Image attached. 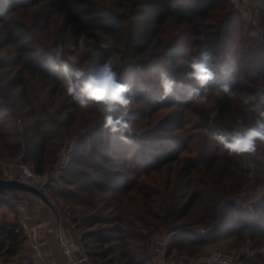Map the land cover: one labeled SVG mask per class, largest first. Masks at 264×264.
I'll return each instance as SVG.
<instances>
[{
	"label": "trees",
	"instance_id": "obj_1",
	"mask_svg": "<svg viewBox=\"0 0 264 264\" xmlns=\"http://www.w3.org/2000/svg\"><path fill=\"white\" fill-rule=\"evenodd\" d=\"M62 1V8L68 11L63 31L65 37L70 33L75 39L74 51L86 45L100 54L101 61L111 60L115 65L107 48L114 49L121 58L116 67L121 76L160 60L176 66L181 59L183 65L172 72L187 78L193 58L204 51L211 54L208 67L214 78L208 84L212 96H207V100L212 103L199 105L193 95L197 85L187 78L183 87L172 89V99L165 106H181L198 118L197 130H204V135L190 133L182 123H176L174 131L184 135L155 137L146 145L142 157L133 155L129 161L130 152L126 148L118 152L112 140L104 137L103 126L92 129L88 136L95 138L96 143L88 145V136L81 137L71 165L62 173L67 189L56 194L74 215L71 224L91 264H154L151 247L156 235L176 230L184 220L187 224L215 221L219 202L243 190L241 181L247 178L241 167L243 154L230 153L214 135L231 134L253 122L255 114L245 110L249 106L243 104V98L264 87V41L249 36L254 25L244 20L236 30L222 23L188 26L191 21L204 18L216 0H203L206 7L202 11L196 7L191 12L187 4L183 14L171 9V0H143L141 6L149 11L141 13L142 24L135 28L128 44L122 36L124 18L108 20L106 10L75 14L67 1ZM41 3L52 5L48 0H0V30L4 37L0 52L10 49L14 56L3 67L6 70L0 78L5 85L0 86V110L14 108V98L22 103L20 108L27 110L23 116L15 112L12 117L0 119V158L21 160L35 173L45 175L57 161L61 142L73 138L88 124L78 123L84 109L67 94L62 67L55 63L47 66L49 57L29 44L28 37L19 33L21 29L13 26L12 17L8 18ZM170 19L187 23L188 43H182L179 37L163 46L165 24ZM125 45L124 51H119ZM222 58L227 60L225 66L220 63ZM28 79H38L43 87L37 91ZM223 84L229 85L230 92L221 89ZM132 85L135 88L136 83ZM137 92L134 97L139 100L141 95ZM22 119L23 126L10 127ZM196 139L203 142V149L194 156L199 147ZM182 152H188L190 157H182ZM117 163L134 179L125 183L123 175L113 171ZM238 223L239 227H235ZM221 225L219 230L228 235L236 233L242 241L254 243L256 249L264 248V209L257 215L248 212L243 221L231 218ZM27 243L19 219L13 224L1 222L0 264L21 256ZM202 244L189 233H180L170 252L195 250ZM252 264H264V255L257 256Z\"/></svg>",
	"mask_w": 264,
	"mask_h": 264
},
{
	"label": "rangeland",
	"instance_id": "obj_2",
	"mask_svg": "<svg viewBox=\"0 0 264 264\" xmlns=\"http://www.w3.org/2000/svg\"><path fill=\"white\" fill-rule=\"evenodd\" d=\"M48 1L49 3H52L51 6H45L41 3L38 6H32L26 10H19L14 16H9L8 18L12 17L11 19H13V26H15L17 30L21 29L19 30V33L28 37L27 41L29 44L32 43L35 47H39L40 52L43 53V55L45 54L49 57L47 66L55 63L62 67L64 63H67L70 70H80L91 61L93 55L91 47L82 45L78 51H74L75 39L71 38L72 35L70 33L65 37L66 32L63 31L67 24L66 13L68 12L66 9L62 8V5H64L63 1ZM66 1V5L75 14H82V11L83 13H86L88 11L102 12L106 10L108 11L107 13L110 17L108 20H115L117 17L124 18V23L122 25V36L126 44L130 43L129 39L134 33L135 28L140 27L142 24L141 21H143L144 18L141 13L149 11V8L141 6L143 0ZM171 1H173L171 9L181 14L184 13L187 4H190L188 10L191 12L196 9V7H198V11H202L206 7L203 0H190V3H188L189 0ZM244 5L246 8L238 10L232 7L230 0H216L215 6L212 9L205 11L204 18H198L195 21L193 20L188 26L199 27L200 25L207 26L222 23L231 30H236L240 27L241 21L244 20L248 25H254V30L249 31V36L260 39V41H264V17L262 14V12L264 13V0H245ZM228 16L230 17L228 18ZM165 26L167 28V34L162 36L164 41L163 46L172 44L173 40L179 37L181 38L182 43H188L189 38H186L187 23L181 22L179 19H170L166 22ZM62 35L64 38H62ZM3 39L4 37L0 30V43L3 42ZM64 43L66 45L64 48H62L61 45ZM125 47L126 45L122 48L119 47V51H124ZM115 48L117 50V46H115ZM107 49L110 51L109 53L113 54L112 60L116 65H114L116 69L117 64H120L121 62V58L120 56H117V52H113L114 49ZM231 50H233V46H231ZM10 51V49H7L0 52L1 79H3L6 70H4L3 67H6L14 59V56ZM181 51L183 52V49H181ZM186 53L187 52H184V54ZM58 57L60 60H62L55 62V59ZM69 57H74L75 60L73 61L69 59ZM226 62L227 60L223 58L220 61L222 66H225L224 64ZM182 65L183 61L181 59L178 60L176 66L171 65L169 62L160 60L152 65L147 66L145 69L135 68L132 72L126 71L123 76H121V73H117L118 82L127 85L130 89L127 95L132 98V103L129 106L125 119H129L132 122L133 127L131 133H113L109 129L105 128L104 115H101L99 106L92 105L90 107L83 108L84 112L78 117V123L82 122L88 124V126L81 128L73 138L61 142L60 149L62 146L70 145L72 143H77L78 147L81 137L85 138L89 135L92 129H97L102 126L104 127V137L109 142L112 140L113 144L115 145L114 147L116 150H118V152L124 151L125 148L130 152L128 157L129 161H131L133 155H137L138 158L142 157L143 153H146V145H148L151 139H156L155 137H176L184 135L182 131H174L176 123H182L185 127L184 130H190V133L204 135V130H197L199 123L198 118L193 117V115L188 111L183 110L181 106L165 107L166 104H168L172 99L170 95L167 98L160 99V97L163 96L161 82L162 74H166L168 79L174 81L172 89L183 87L182 84L187 80V78L179 77L177 73L175 75L174 72H172L176 71L177 67ZM115 71L117 72V69ZM29 81L36 87L37 91L43 87V84L40 83L38 79ZM132 82L136 83L135 88L133 87ZM0 86L5 87L2 81H0ZM137 91H139L141 95L139 100L134 97L135 94L138 93ZM207 96L211 97L212 94L207 92ZM13 100L15 104L14 108L0 110L1 120H4L6 117H12V114L15 112H18L21 116L26 113V109L20 108L22 103H19L15 98ZM211 103V101L209 102L206 100V102L198 104L207 106ZM158 105L161 106L157 111H154V108ZM122 114L123 111H118L114 115L120 116ZM23 121V119L18 120L17 125L11 123L10 127L18 129V125H24L22 124ZM196 141V143L199 144V147L196 148V152L193 154L194 156L197 155V153H200L203 149V142L200 141V139H196ZM118 142L120 144H118ZM93 143H96V139L88 136L87 144L90 145ZM121 144L124 146H121ZM242 154L243 157L241 167L243 172L247 174V178H243L246 180L241 181L244 183L243 190L240 191L236 196L224 200L223 202H219L216 210V222L211 221L207 223L187 224V220H184V222H182V224H180V226L177 228L181 231L180 233H189L191 238L200 240L203 244L195 250H174L171 255L173 259L189 261L205 256L210 251L218 249L235 257V259L243 262L244 264H252V261H256L257 256L264 255L263 247L256 249L254 247V243L248 240L242 241L241 238L236 235V233L232 232L228 235L227 232L219 230V227L222 226L221 224L226 222L228 223L231 218H234V220L243 221L248 212H252L257 215L262 212V209H264V142H256V151L254 153ZM181 156L190 157V154L188 152H182ZM22 165L24 164L21 162V160L0 158V178L5 180L17 178ZM52 170L53 168L47 173L48 180L47 186L44 189L45 194L49 197V199L59 211L62 221H64V223H66L74 231L75 235L79 237L71 224L73 222L74 215H72L71 210L65 206L63 200H60L56 196L57 193H62L67 189L62 180V174L60 175V178H58L56 174L52 175ZM113 171L117 174H122L125 178V183H128L130 180L134 179V176L127 175V170L122 168L121 164L119 163L116 164ZM238 175L239 177H242V173H238ZM159 176H161V174ZM20 197L23 199L19 201L16 199H5L0 197V201L4 203L0 205V223L4 221L7 222L9 216L8 210H11L14 216V222L16 219H19L22 222L23 215L19 210L20 207L30 208L31 204L35 205L36 207L33 212L37 214V216L40 210L41 212L44 211V204L38 198L24 194H21ZM46 216L52 218L55 217L50 211L45 212L43 217ZM239 223L235 227H239ZM186 228H189L190 230L186 231ZM198 228L205 229V233L202 236L196 235L193 232L198 230ZM164 234L166 233L156 235L154 239ZM151 254L154 259V264H160L152 247ZM7 264L34 263L29 256L26 247L21 256L16 257L14 261Z\"/></svg>",
	"mask_w": 264,
	"mask_h": 264
},
{
	"label": "clouds",
	"instance_id": "obj_3",
	"mask_svg": "<svg viewBox=\"0 0 264 264\" xmlns=\"http://www.w3.org/2000/svg\"><path fill=\"white\" fill-rule=\"evenodd\" d=\"M75 60L74 57H69ZM211 54L207 51L201 52L198 57H194L187 73V78L193 81L197 87L193 91L194 99L198 103L207 100L208 84L213 80V72L208 67ZM65 88L67 94L81 108L97 105L104 114V127L111 132L121 134L132 131V122L125 119L132 98L127 95L130 91L125 84L118 82V74L114 70L111 60L101 62L99 53H93L91 61L82 69L72 71L67 63L62 65ZM163 96L167 98L173 88L174 81L167 78L166 74L161 76ZM224 92H230L229 85H221ZM203 91V95L201 92ZM246 111L254 113L253 122L231 134H215L214 139L219 142L230 153H254L256 142H264V87L255 93L246 95L243 98ZM123 111L120 116L114 114Z\"/></svg>",
	"mask_w": 264,
	"mask_h": 264
},
{
	"label": "crops",
	"instance_id": "obj_4",
	"mask_svg": "<svg viewBox=\"0 0 264 264\" xmlns=\"http://www.w3.org/2000/svg\"><path fill=\"white\" fill-rule=\"evenodd\" d=\"M35 207L31 204L30 208H19L23 215L21 223L28 239L27 252L33 263L38 264L44 259L57 264H88L85 250L74 231L64 221L59 228L56 218L43 217L41 210L37 216L33 212ZM8 213L7 222L12 224L14 216L11 210ZM35 247L40 248V256L36 254Z\"/></svg>",
	"mask_w": 264,
	"mask_h": 264
},
{
	"label": "built area",
	"instance_id": "obj_5",
	"mask_svg": "<svg viewBox=\"0 0 264 264\" xmlns=\"http://www.w3.org/2000/svg\"><path fill=\"white\" fill-rule=\"evenodd\" d=\"M233 8L243 9L246 8L244 5L245 0H230ZM77 150V143H72L70 145H64L59 151L57 161L53 167L52 175L56 174L58 178L63 173L65 169H67L74 158L75 152ZM40 175L32 171L29 167L22 165L20 167V173L17 176V180L25 185L36 187L42 190L45 193V188L47 186V176ZM190 230L186 228V231ZM180 230L176 229L162 236H158L153 240L152 249L156 254L157 260L160 264H244L243 262L235 259V257L221 251L218 249L210 251L205 256L192 259L189 261H183L181 259H173L171 257L172 252H170V248L175 243V238L180 234ZM196 235L202 236L205 233V229L198 228V230L193 231ZM36 254L40 256L41 250L39 247H35ZM85 260L88 264H91L87 257ZM38 264H57L53 261L49 260H40Z\"/></svg>",
	"mask_w": 264,
	"mask_h": 264
},
{
	"label": "water",
	"instance_id": "obj_6",
	"mask_svg": "<svg viewBox=\"0 0 264 264\" xmlns=\"http://www.w3.org/2000/svg\"><path fill=\"white\" fill-rule=\"evenodd\" d=\"M21 194L31 195L41 200L44 204V211H42L41 215L44 216L45 212L48 211L52 212L60 228L62 218L59 214V211L42 190L36 187L25 185L19 182L17 178L12 180H5L0 178V197L5 199H16L19 201L23 199L20 197Z\"/></svg>",
	"mask_w": 264,
	"mask_h": 264
}]
</instances>
